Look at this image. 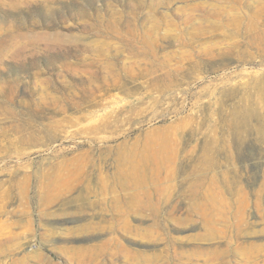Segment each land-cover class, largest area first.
I'll return each mask as SVG.
<instances>
[{
	"label": "rangeland",
	"instance_id": "obj_1",
	"mask_svg": "<svg viewBox=\"0 0 264 264\" xmlns=\"http://www.w3.org/2000/svg\"><path fill=\"white\" fill-rule=\"evenodd\" d=\"M0 264H264V0H0Z\"/></svg>",
	"mask_w": 264,
	"mask_h": 264
},
{
	"label": "bare ground",
	"instance_id": "obj_2",
	"mask_svg": "<svg viewBox=\"0 0 264 264\" xmlns=\"http://www.w3.org/2000/svg\"><path fill=\"white\" fill-rule=\"evenodd\" d=\"M155 154V153H154ZM156 157V156H155ZM143 159H144V157H143ZM155 159V158H154ZM60 175V174H59ZM54 184V183H53ZM55 185H56V183H55ZM59 187H61V186H59ZM57 189V188H56ZM54 190V189H53ZM52 191V190H51Z\"/></svg>",
	"mask_w": 264,
	"mask_h": 264
}]
</instances>
